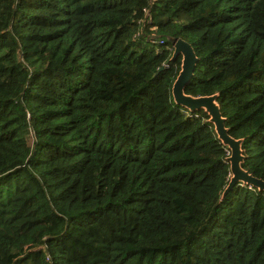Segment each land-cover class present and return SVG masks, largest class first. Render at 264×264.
I'll use <instances>...</instances> for the list:
<instances>
[{"label": "trees", "instance_id": "trees-1", "mask_svg": "<svg viewBox=\"0 0 264 264\" xmlns=\"http://www.w3.org/2000/svg\"><path fill=\"white\" fill-rule=\"evenodd\" d=\"M172 37L264 180V0H0V264H264V191L224 195Z\"/></svg>", "mask_w": 264, "mask_h": 264}, {"label": "water", "instance_id": "water-1", "mask_svg": "<svg viewBox=\"0 0 264 264\" xmlns=\"http://www.w3.org/2000/svg\"><path fill=\"white\" fill-rule=\"evenodd\" d=\"M174 45L175 59L182 56L181 71L173 85V96L175 102L191 111H199L204 109L210 115V121L215 125V130L222 142L229 147L231 155L228 160L231 165L232 177L227 186L224 195L231 191L236 185L241 183L248 184L264 191V180L251 174L244 169L242 163L244 161L243 139H236L230 135L226 126V118L221 112L218 103V94L209 96H193L185 92V88L194 76L199 58L193 46L183 38L172 37L170 39ZM163 69V67H161Z\"/></svg>", "mask_w": 264, "mask_h": 264}, {"label": "built area", "instance_id": "built-area-1", "mask_svg": "<svg viewBox=\"0 0 264 264\" xmlns=\"http://www.w3.org/2000/svg\"><path fill=\"white\" fill-rule=\"evenodd\" d=\"M159 43H163V40H160V41H158ZM173 47H174V45H173ZM175 49V48H174Z\"/></svg>", "mask_w": 264, "mask_h": 264}]
</instances>
